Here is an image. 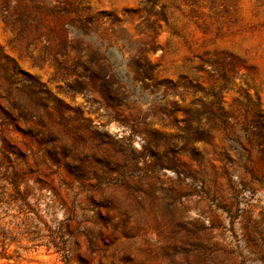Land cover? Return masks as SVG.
<instances>
[{
    "label": "rangeland",
    "instance_id": "374dc122",
    "mask_svg": "<svg viewBox=\"0 0 264 264\" xmlns=\"http://www.w3.org/2000/svg\"><path fill=\"white\" fill-rule=\"evenodd\" d=\"M3 243L264 264V0H0Z\"/></svg>",
    "mask_w": 264,
    "mask_h": 264
},
{
    "label": "trees",
    "instance_id": "16d2710c",
    "mask_svg": "<svg viewBox=\"0 0 264 264\" xmlns=\"http://www.w3.org/2000/svg\"><path fill=\"white\" fill-rule=\"evenodd\" d=\"M13 186H14V188H15V191L19 194V188L17 187V185L15 184V182H13ZM22 197V196H21ZM26 235L28 236V240L29 241H37L38 239H40L41 237H42V235L40 234V232H39V230H31L30 232L28 231L27 233H26ZM5 243V242H4ZM4 243L3 244H1V251H0V257L2 258V257H6L5 256V251L7 250V248H8V245H4ZM52 243H53V245L56 247V250L57 251H59V250H61V251H63L64 252V254H66L65 255V257L67 258V250H65L64 248H61V246H58L57 244H55V242L54 241H52ZM6 258H8V257H6Z\"/></svg>",
    "mask_w": 264,
    "mask_h": 264
}]
</instances>
